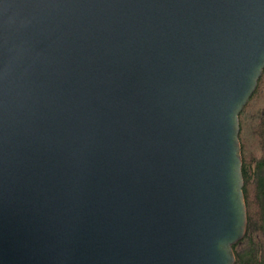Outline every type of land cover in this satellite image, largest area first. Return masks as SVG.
I'll return each mask as SVG.
<instances>
[{"label": "water", "instance_id": "1", "mask_svg": "<svg viewBox=\"0 0 264 264\" xmlns=\"http://www.w3.org/2000/svg\"><path fill=\"white\" fill-rule=\"evenodd\" d=\"M263 68L264 0H0V264H233Z\"/></svg>", "mask_w": 264, "mask_h": 264}, {"label": "trees", "instance_id": "2", "mask_svg": "<svg viewBox=\"0 0 264 264\" xmlns=\"http://www.w3.org/2000/svg\"><path fill=\"white\" fill-rule=\"evenodd\" d=\"M238 120L247 224L243 238L232 245L233 264H264V68Z\"/></svg>", "mask_w": 264, "mask_h": 264}, {"label": "rangeland", "instance_id": "3", "mask_svg": "<svg viewBox=\"0 0 264 264\" xmlns=\"http://www.w3.org/2000/svg\"><path fill=\"white\" fill-rule=\"evenodd\" d=\"M244 247H245V242H242V243H240V244L238 245L237 248L240 249V250H243Z\"/></svg>", "mask_w": 264, "mask_h": 264}]
</instances>
